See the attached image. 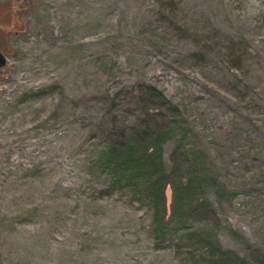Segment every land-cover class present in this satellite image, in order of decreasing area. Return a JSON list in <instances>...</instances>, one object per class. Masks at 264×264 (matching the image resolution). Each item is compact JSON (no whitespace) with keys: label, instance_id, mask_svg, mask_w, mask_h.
<instances>
[{"label":"rangeland","instance_id":"374dc122","mask_svg":"<svg viewBox=\"0 0 264 264\" xmlns=\"http://www.w3.org/2000/svg\"><path fill=\"white\" fill-rule=\"evenodd\" d=\"M0 50V264L189 254L181 224L157 232L148 204L101 195L103 177L85 173L110 110L131 98L115 92L142 80L182 106L211 154L221 243L250 255L232 227L264 250V0H0ZM167 197L171 210V186Z\"/></svg>","mask_w":264,"mask_h":264},{"label":"trees","instance_id":"16d2710c","mask_svg":"<svg viewBox=\"0 0 264 264\" xmlns=\"http://www.w3.org/2000/svg\"><path fill=\"white\" fill-rule=\"evenodd\" d=\"M191 57L205 59L202 50L192 51ZM124 92L131 97L128 106L110 110L107 140L93 145L86 162L85 173H97L105 181L96 189L98 193L119 192L133 202L148 204L157 232L172 223L181 224L184 231L179 240H185L190 250L176 264H264V250L245 241L234 228L229 230L247 245L250 255L225 247L219 240L220 216L209 191L225 193L223 183L209 150L198 140L191 141L195 131L182 106L161 87L143 80L119 88L115 95ZM172 139L176 144L167 164L164 144ZM168 186L173 190L171 210Z\"/></svg>","mask_w":264,"mask_h":264},{"label":"water","instance_id":"95a60500","mask_svg":"<svg viewBox=\"0 0 264 264\" xmlns=\"http://www.w3.org/2000/svg\"><path fill=\"white\" fill-rule=\"evenodd\" d=\"M7 62H8V55L4 51L0 50V71L2 67H4L7 64Z\"/></svg>","mask_w":264,"mask_h":264}]
</instances>
